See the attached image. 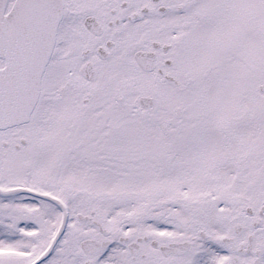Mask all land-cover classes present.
<instances>
[{
    "label": "snow or ice",
    "instance_id": "snow-or-ice-1",
    "mask_svg": "<svg viewBox=\"0 0 264 264\" xmlns=\"http://www.w3.org/2000/svg\"><path fill=\"white\" fill-rule=\"evenodd\" d=\"M0 264H264V0H0Z\"/></svg>",
    "mask_w": 264,
    "mask_h": 264
}]
</instances>
